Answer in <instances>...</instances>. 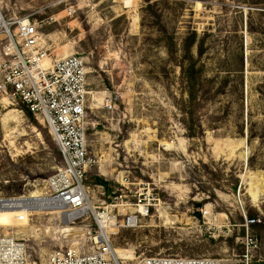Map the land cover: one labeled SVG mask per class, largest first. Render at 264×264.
I'll return each mask as SVG.
<instances>
[{"label": "rangeland", "instance_id": "1", "mask_svg": "<svg viewBox=\"0 0 264 264\" xmlns=\"http://www.w3.org/2000/svg\"><path fill=\"white\" fill-rule=\"evenodd\" d=\"M130 1L5 0L3 17L14 34L15 18L30 16L54 59L75 53L86 61L87 138L97 160L86 181L91 205L127 179L129 195L144 183L160 193L161 205L140 227L112 236L124 264L149 256L245 264L247 251L250 264H264V4ZM4 37L0 63L9 58ZM199 69L200 81L193 77ZM11 91L0 94V198L44 195L61 153L48 125L10 102ZM203 165L223 174V189L198 206L213 183ZM234 177L242 191L230 189ZM28 198L0 208V237L23 241L30 262L45 264L52 251L76 243L91 219L70 225L59 211L30 213L38 208L27 207ZM256 217L263 223L247 227Z\"/></svg>", "mask_w": 264, "mask_h": 264}, {"label": "built area", "instance_id": "2", "mask_svg": "<svg viewBox=\"0 0 264 264\" xmlns=\"http://www.w3.org/2000/svg\"><path fill=\"white\" fill-rule=\"evenodd\" d=\"M0 0V35L6 39L5 53L9 58L0 63V94L9 95L11 103L20 101L34 117L41 118L59 147L62 167L46 180L43 206L35 212H62L70 225L91 219L79 240L50 253L45 264H124L116 252L112 236L120 229H135L150 216L162 201L149 183H144L129 195L128 179L121 188L108 194L107 199L94 203L87 184L89 169L97 164L90 155L87 138L88 79L86 61L79 54L54 59L40 33V26L30 16L15 18V33L3 17ZM70 6L67 15L76 14ZM100 188L105 189L104 185ZM0 198V208L13 200ZM202 210V209H201ZM204 214L206 210H203ZM209 213V211H207ZM261 217L247 218V227L262 224ZM116 230L115 232L113 230ZM248 239V238H247ZM253 243L248 239V244ZM243 262L250 264L249 251ZM214 258L182 256H149L138 264H223ZM0 264H32L27 245L14 237H0Z\"/></svg>", "mask_w": 264, "mask_h": 264}, {"label": "trees", "instance_id": "3", "mask_svg": "<svg viewBox=\"0 0 264 264\" xmlns=\"http://www.w3.org/2000/svg\"><path fill=\"white\" fill-rule=\"evenodd\" d=\"M251 3L252 4H264V1L253 0V1H251ZM195 39H196V33L193 32L192 35L190 36L189 40H190L191 43H193ZM201 72H202V70L199 69L198 70V75L197 76L193 75V77L197 78L198 81H200V79H201V77H200L201 76ZM27 113H28L29 116H33L32 113L29 110H27ZM203 166L207 170V173L210 175V177H212L213 183L211 184L209 189H205V191L202 192L203 196H206V197H203L202 201L197 203L198 206L209 202L208 200H211V199L212 200H217V198H218L217 194H216L217 189H220V190L223 189V187H221L220 185L217 184V182H219V180L222 179L223 174L209 170L208 165H203ZM99 182L101 183V185H104L107 188V190H110L108 182H106V181H104L102 179ZM238 188H240V191H242V185L240 184L239 177H234V182L232 183V187L230 189L233 192H236V190H238ZM193 190H194L193 193H196L197 189L194 188ZM155 193L156 194H160V193L157 192V190L155 191ZM243 201L245 202L246 211H248L250 213L251 212V204L248 201V197L244 196L243 197ZM251 216H252V214H251Z\"/></svg>", "mask_w": 264, "mask_h": 264}, {"label": "bare ground", "instance_id": "4", "mask_svg": "<svg viewBox=\"0 0 264 264\" xmlns=\"http://www.w3.org/2000/svg\"><path fill=\"white\" fill-rule=\"evenodd\" d=\"M127 4H131V1L127 0ZM43 204H44L43 198H42L41 194H39L37 192L32 193L27 200V207H29L30 209H32V207L35 205H37V208L40 209L43 206ZM113 231L115 232L116 230L114 229ZM4 236L13 237L10 235H4Z\"/></svg>", "mask_w": 264, "mask_h": 264}]
</instances>
